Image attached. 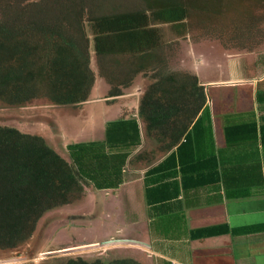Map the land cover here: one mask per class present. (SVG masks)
Returning <instances> with one entry per match:
<instances>
[{
  "label": "trees",
  "instance_id": "16d2710c",
  "mask_svg": "<svg viewBox=\"0 0 264 264\" xmlns=\"http://www.w3.org/2000/svg\"><path fill=\"white\" fill-rule=\"evenodd\" d=\"M197 2L134 0L127 5L116 0H0V103L20 106L45 99L63 106L86 102L95 81L90 68V46L99 76L110 86L106 97L121 96L136 74H146L149 64L161 60L158 52L162 41L157 25L182 26ZM122 57L131 64L125 79L116 84V73L122 72L117 58ZM152 70L151 75L145 76L151 82L145 89L143 86L138 117L154 144L161 139V152L177 147L148 170L147 204L154 208L162 200L177 197V190L170 192L169 198L153 197L151 192L176 188L178 175L186 187L187 164L192 157L202 162L203 169L208 159L214 161L199 185L220 179L227 187L216 157L199 148L194 150L200 139L198 133L207 127L209 118L206 92L199 78L163 67ZM256 100L264 103V92H257ZM237 119L224 126L227 143L255 141V121ZM140 144L138 121L130 116L107 122L102 140L69 143L65 146L67 158L39 135L0 125V250L15 249L31 235L47 211L80 200L84 187L118 188L124 181L129 157ZM157 154L155 147L138 152L129 161L152 164ZM210 172L216 177L212 178ZM225 232L220 225L207 227L196 230L190 238ZM60 264L144 263L133 255H121L108 259L76 256Z\"/></svg>",
  "mask_w": 264,
  "mask_h": 264
},
{
  "label": "crops",
  "instance_id": "0c3cea01",
  "mask_svg": "<svg viewBox=\"0 0 264 264\" xmlns=\"http://www.w3.org/2000/svg\"><path fill=\"white\" fill-rule=\"evenodd\" d=\"M261 49L245 57V62L251 61V67L240 60L235 63L239 73L235 80L226 78L228 70H222L226 76L219 73L220 77L216 79L222 85H216L218 82L213 81L216 76L206 77L205 68L195 71L206 92L209 118L205 123L207 127L198 133L200 139H197L194 150L199 148L202 153L216 157L219 171L224 172L227 187L220 179L199 185L201 176L206 173V169L213 168L214 161L213 158L208 159L203 169L202 162H196L192 157L187 164V186L181 183L178 175L176 188L166 187L164 191L159 188L151 192L153 197L169 198L168 194L177 190V197L173 195V198L162 200L151 208L146 202L149 188L146 183L147 172L174 152L177 146L161 152V139L154 144L144 133L138 111L133 112L129 116L138 121L141 144L132 151L129 160L138 152L155 147L157 160L147 165L143 161L128 160L124 181L116 189L96 190L91 187L89 196L93 202L90 203L95 207V213L90 219L91 223L86 226L97 224L99 232L94 233V243L107 239L118 241L109 246L119 243L127 247L138 243L142 249L124 250H130L132 255L139 251L140 257L147 255L150 260H145L146 264H264V103L256 100V93L264 92V51ZM230 90H235L236 96L222 99L214 95L219 91L225 94ZM115 98L109 102L104 100L103 104L115 106L116 111L125 110L124 105L113 103ZM229 103L235 107H230ZM109 107L100 110L102 117H108L104 123L118 119L111 115ZM234 118L255 121V141L242 140L238 144L229 140L227 143L224 126L234 124ZM101 134L100 139L81 142L102 140L104 124ZM189 151L194 152L191 148ZM233 169L235 173L230 174L228 171ZM209 174L212 178L216 177L211 172ZM240 192L242 195L238 194ZM80 219L85 221L86 218ZM219 225L227 232L211 237L190 238L198 229Z\"/></svg>",
  "mask_w": 264,
  "mask_h": 264
},
{
  "label": "rangeland",
  "instance_id": "374dc122",
  "mask_svg": "<svg viewBox=\"0 0 264 264\" xmlns=\"http://www.w3.org/2000/svg\"><path fill=\"white\" fill-rule=\"evenodd\" d=\"M116 1L127 5L134 3V0ZM181 25L177 28L171 24L157 25L162 41L158 52L161 60L149 64L148 69H145L146 74H136L131 86L112 100L113 103L124 105L125 110L116 111L115 106L113 108L103 104L104 100L112 99L106 97L110 86L99 76L95 54L90 46V68L94 72L95 81L88 103L55 106L45 99H35L20 106L0 103V125L16 128L22 133L39 135L47 145L67 158L65 146L69 143L102 137L103 124L108 122L104 123L108 117L101 116L100 110L103 108L109 107L111 115L118 119L138 111L143 86L145 89L147 82H151L145 76L151 75L154 72L152 69L163 67L176 73L196 75L198 68H205V76H216L212 77L213 81L218 82L216 85H222L221 81L216 80L220 77L219 73L226 76L222 70H228L226 78L235 80L239 77L235 63L238 60L245 62L247 54L261 48L264 51V0H199L195 8H190ZM117 59L122 69V72L116 73V84H119L127 76L131 61L128 62L123 57ZM245 63L251 67L250 60ZM214 95L229 99L236 96V93L235 90H230L225 94L219 91ZM230 107L234 108L235 105L230 104ZM84 189V196L80 200L47 211L31 235L15 249L0 250V264H60L76 256L108 259L132 255L130 250L124 249H142L141 246L126 247L119 243L111 246L108 243L106 246L92 245L94 233L98 234L99 229L96 223L92 227L86 226L91 223L95 207L90 203L93 202V198L89 196L91 186ZM81 217L86 218L85 221ZM133 257L144 264L145 260H150L145 254L140 257L139 251Z\"/></svg>",
  "mask_w": 264,
  "mask_h": 264
},
{
  "label": "water",
  "instance_id": "95a60500",
  "mask_svg": "<svg viewBox=\"0 0 264 264\" xmlns=\"http://www.w3.org/2000/svg\"><path fill=\"white\" fill-rule=\"evenodd\" d=\"M114 242H118V241L117 240H109L108 242L106 241V242L93 243L92 245H94V246H106L107 245L106 243H108V245H109L110 243H114ZM136 247H140L138 243L136 244Z\"/></svg>",
  "mask_w": 264,
  "mask_h": 264
},
{
  "label": "flooded vegetation",
  "instance_id": "af4514ba",
  "mask_svg": "<svg viewBox=\"0 0 264 264\" xmlns=\"http://www.w3.org/2000/svg\"><path fill=\"white\" fill-rule=\"evenodd\" d=\"M107 102H109V101H107ZM107 102H106V103H107Z\"/></svg>",
  "mask_w": 264,
  "mask_h": 264
}]
</instances>
